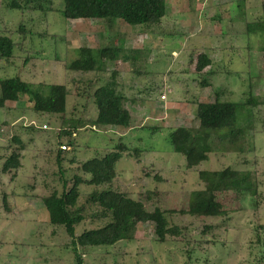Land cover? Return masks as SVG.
<instances>
[{"label":"rangeland","instance_id":"374dc122","mask_svg":"<svg viewBox=\"0 0 264 264\" xmlns=\"http://www.w3.org/2000/svg\"><path fill=\"white\" fill-rule=\"evenodd\" d=\"M10 1L0 0V32L16 31L14 40L24 42L32 59L24 66L25 54L16 48V57L0 59V80L21 72L34 84L64 83L70 94L65 115L37 114L26 95L0 109V264H75L72 240L63 225L51 223L42 197L61 195L65 181L67 189L72 188L76 174L85 176L80 164L105 156L122 136L131 153L121 158L117 178L103 188L125 192L150 210L160 206L170 226L182 228V235L162 242L154 222L132 220L138 229L134 241L92 248L84 264H264V36L247 29L248 23L264 18V0H167V14L156 28H132L120 20L114 25L102 19L66 20L59 11L11 9ZM61 1H56V8L64 7ZM45 32L49 36L42 37ZM111 45L142 50V58L135 64L109 62L99 75L66 69L81 47ZM201 53L208 54L212 64L199 74ZM114 71L119 72V90L127 96L134 128L93 129L90 123L82 124L61 168L58 149L69 141L61 129L74 120L88 124L97 117L93 93ZM206 77L209 86L203 87ZM250 95L263 103L240 111L238 126L251 127L246 137L254 150L232 153L223 145L209 160L188 170L185 156L172 150L171 131L199 126V102H215L218 97L242 103ZM13 135L23 137L27 145L16 177L2 170ZM139 149L140 155H135ZM227 167L253 170L257 195L222 194L224 216L181 213L192 193L204 188L199 172ZM79 189L83 202L95 186L82 183ZM5 194L11 213L3 205ZM103 224L88 217L76 226L77 234Z\"/></svg>","mask_w":264,"mask_h":264},{"label":"trees","instance_id":"16d2710c","mask_svg":"<svg viewBox=\"0 0 264 264\" xmlns=\"http://www.w3.org/2000/svg\"><path fill=\"white\" fill-rule=\"evenodd\" d=\"M56 1L11 0L9 6L11 9L23 11L44 13L59 11L66 20L102 19L112 25L120 20L132 28L145 24L156 28L167 14V0H62L64 3L62 9L56 8ZM247 27L248 31L258 32L264 36V18L248 23ZM19 31L22 33L25 30L21 28ZM28 33L35 34L32 31ZM15 34H17L16 31H12L10 35L0 32V59L10 61L16 57L15 50L19 48L23 50L22 54H25L24 66H26L32 57L29 54L26 55L24 42L18 43L14 40L13 35ZM41 36L49 35L45 32ZM261 49L264 51V44ZM77 54V58L67 63V70L95 72L99 75L107 70L109 62L119 60L125 62L133 60L134 64L140 62L143 52L139 49L127 50L111 45L100 48L81 47L77 50ZM211 64L210 56L201 53L198 56L196 70L202 74ZM20 73L15 77L0 80V109L7 108L10 102L19 101L22 95H26L33 103V110L37 114H66L70 94L66 84L45 82L34 84L25 81ZM118 75L119 72L114 71L110 81L93 93L98 107L96 118L91 119L88 124L80 119L74 120L69 127L61 129L62 134L69 138L68 144H61L58 149L57 157L61 168L64 154L68 151L63 150L62 146L71 148L75 144L76 132L82 128V124L87 126L90 123L93 129L133 126V116L126 106L127 96L119 90ZM201 85L209 86L207 77ZM262 103L253 95L242 103L223 101L218 97L215 102H199L197 113L199 126L174 128L169 134L172 150L185 156V165L188 170L209 160L210 155L220 151L223 145H226L227 152L232 153H246L254 150L246 137L251 127L238 126V115L245 108L253 109ZM11 144L13 146H9L8 150L10 154L3 157L5 162L2 170L4 173L14 172V177H16L23 166V156L27 145L20 135H13ZM141 151V149L135 150V155H140ZM130 153V148L121 137L116 147L105 156H98L80 164V170L87 177L76 174L72 188L68 190V182L65 181V190L61 195L54 192L42 197L44 206L50 213L51 223L63 225L72 240L70 245L75 264H84V256L92 248L114 246L120 241H134L138 229L132 220H137L142 224L154 222L155 232L162 242L167 241L171 236L178 238L182 235V228L178 225L170 226L166 213L160 206L150 210L145 202L133 199L125 192L103 188L111 185L117 178V163ZM199 178L204 183V188L192 193L189 206L181 211L183 214L197 217L224 216L227 211L220 199L222 194L249 192L256 196L258 193V184L253 170H238L231 167L222 170H201ZM82 183L95 186V190L86 195L83 202L81 200L83 195L79 189ZM8 197L5 194L3 205L5 210L11 213L13 206ZM88 217L93 221H103L104 224L100 227L85 229L81 234H77L76 226Z\"/></svg>","mask_w":264,"mask_h":264},{"label":"built area","instance_id":"2783aa9c","mask_svg":"<svg viewBox=\"0 0 264 264\" xmlns=\"http://www.w3.org/2000/svg\"><path fill=\"white\" fill-rule=\"evenodd\" d=\"M166 97H167V96L164 95V96H163V99H166ZM44 128H47V125H44ZM62 149H63V150H68L69 148L66 147L65 145H63V146H62Z\"/></svg>","mask_w":264,"mask_h":264},{"label":"crops","instance_id":"0c3cea01","mask_svg":"<svg viewBox=\"0 0 264 264\" xmlns=\"http://www.w3.org/2000/svg\"><path fill=\"white\" fill-rule=\"evenodd\" d=\"M167 99H168V97H167ZM8 105H10V104H8ZM133 128H134V126L130 127L129 129L132 130ZM122 137H123V136H122ZM22 139L25 140L23 137H22ZM25 141H26V140H25Z\"/></svg>","mask_w":264,"mask_h":264}]
</instances>
